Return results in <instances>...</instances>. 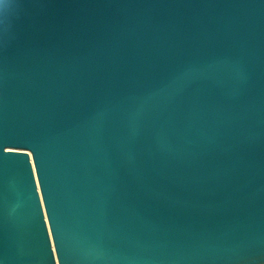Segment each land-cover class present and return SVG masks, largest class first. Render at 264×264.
<instances>
[{"label": "water", "instance_id": "1", "mask_svg": "<svg viewBox=\"0 0 264 264\" xmlns=\"http://www.w3.org/2000/svg\"><path fill=\"white\" fill-rule=\"evenodd\" d=\"M0 264H264V0H0Z\"/></svg>", "mask_w": 264, "mask_h": 264}]
</instances>
